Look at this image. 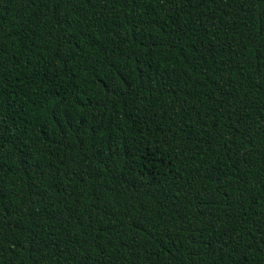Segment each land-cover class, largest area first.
<instances>
[{"label": "trees", "instance_id": "trees-1", "mask_svg": "<svg viewBox=\"0 0 264 264\" xmlns=\"http://www.w3.org/2000/svg\"><path fill=\"white\" fill-rule=\"evenodd\" d=\"M0 264H264V0H0Z\"/></svg>", "mask_w": 264, "mask_h": 264}]
</instances>
